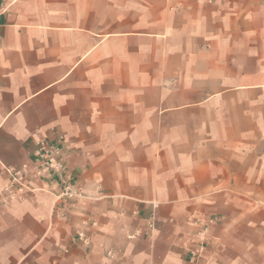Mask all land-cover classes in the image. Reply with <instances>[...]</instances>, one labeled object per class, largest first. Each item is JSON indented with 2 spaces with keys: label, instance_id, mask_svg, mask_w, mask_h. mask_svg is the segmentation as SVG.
<instances>
[{
  "label": "crops",
  "instance_id": "1",
  "mask_svg": "<svg viewBox=\"0 0 264 264\" xmlns=\"http://www.w3.org/2000/svg\"><path fill=\"white\" fill-rule=\"evenodd\" d=\"M59 135L0 264H264V0H0V191Z\"/></svg>",
  "mask_w": 264,
  "mask_h": 264
},
{
  "label": "built area",
  "instance_id": "2",
  "mask_svg": "<svg viewBox=\"0 0 264 264\" xmlns=\"http://www.w3.org/2000/svg\"><path fill=\"white\" fill-rule=\"evenodd\" d=\"M216 2L218 0H207ZM36 149L34 152V165L22 164L17 167L6 166L5 172L9 176L8 182L2 187L0 195L5 200H17L22 197L25 189H28L27 176L29 173L35 179H59L61 185L58 186L55 194L56 200L74 199L81 195L78 187L66 181L64 177L65 170V148L68 146L65 143L63 136L59 135L55 140H49L46 136H39L35 140ZM213 220L209 219L205 222L195 221L194 224H201L196 232L198 237L197 247L192 251L193 256H197L203 249L205 243V235L207 229ZM152 226L151 223L148 224ZM138 233L130 235L134 237ZM77 236L83 242L87 243L88 237L83 232H78ZM108 254H111L108 252Z\"/></svg>",
  "mask_w": 264,
  "mask_h": 264
}]
</instances>
